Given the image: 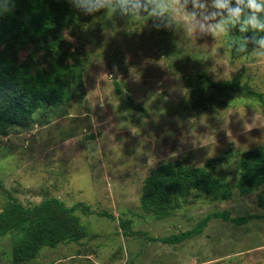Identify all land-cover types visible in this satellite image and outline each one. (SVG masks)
I'll return each instance as SVG.
<instances>
[{"label": "rangeland", "instance_id": "374dc122", "mask_svg": "<svg viewBox=\"0 0 264 264\" xmlns=\"http://www.w3.org/2000/svg\"><path fill=\"white\" fill-rule=\"evenodd\" d=\"M163 2L175 14L174 27L156 28L146 13L120 15L113 0L111 10H77L76 23L63 31V48L37 52L43 67L80 60L83 85L68 100L0 130V212L9 202L34 206L49 197L68 207L87 204L90 212L75 213L89 235L44 246L19 264H264V185L245 195L235 190L228 200L192 191L166 218L141 205L145 178L165 161L209 164L233 184L241 153L264 149V53L232 58L227 31L216 39L189 34L180 0ZM37 44H27L20 58ZM200 73L220 82L240 75L256 95L214 88L202 95L187 84ZM197 99L203 102L193 107ZM216 212L247 219L237 224L214 216L199 235L160 239ZM121 218L132 220L135 233L123 229ZM14 240L11 233L0 236V264H12Z\"/></svg>", "mask_w": 264, "mask_h": 264}, {"label": "trees", "instance_id": "16d2710c", "mask_svg": "<svg viewBox=\"0 0 264 264\" xmlns=\"http://www.w3.org/2000/svg\"><path fill=\"white\" fill-rule=\"evenodd\" d=\"M5 8L8 10L4 11ZM0 11L3 12L0 15V130L4 132L9 126L25 123L37 109L68 100L83 85L84 66L80 60L68 62L62 58L44 67L35 62L37 52L42 48L52 52L62 49L65 43L63 31L77 21V10L65 0H4ZM255 35L259 38L264 32L257 31ZM252 36L253 31L240 32L238 25L228 26L227 46L232 58L257 50L248 39ZM31 42L38 44L28 57L21 59L20 51ZM240 77L220 82L200 73L195 82L189 77L187 84L202 95L213 88L220 92L244 89L256 95L249 86L241 84ZM202 102L203 99H197L193 107ZM240 161L239 178L233 184L218 176L209 164L192 166L182 161H165L145 178L141 205L154 216L166 218L192 191L211 199L228 200L235 190L245 195L264 185V149L246 150L241 153ZM77 207L91 211L87 204L68 207L56 197L45 198L34 206L9 202L0 212V236L8 233L15 236L12 264L36 258L44 246L56 247L87 237L89 231L76 215ZM100 214L114 217L106 211H100ZM214 216L237 224L247 219L231 217L228 212L210 213L194 228L160 239L178 243L199 235ZM120 224L126 232L135 233L131 230L132 220L121 218Z\"/></svg>", "mask_w": 264, "mask_h": 264}, {"label": "clouds", "instance_id": "9594fccd", "mask_svg": "<svg viewBox=\"0 0 264 264\" xmlns=\"http://www.w3.org/2000/svg\"><path fill=\"white\" fill-rule=\"evenodd\" d=\"M73 9L85 15L101 9L111 10L113 0H65ZM120 15L146 13L154 17V27L175 26V14L164 6L163 0H115ZM4 0H0V5ZM191 4V9L188 5ZM180 10L186 19L184 23L189 34L199 33L213 39L224 34L229 25L239 26L240 32L253 31L248 38L255 48L264 53V36L256 37L257 31L264 32V0H180ZM8 9L5 8L4 11ZM3 12L0 11V15ZM244 45H241V50Z\"/></svg>", "mask_w": 264, "mask_h": 264}]
</instances>
